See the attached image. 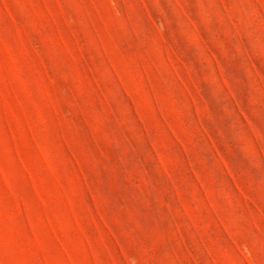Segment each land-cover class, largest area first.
<instances>
[{"label":"rangeland","instance_id":"rangeland-1","mask_svg":"<svg viewBox=\"0 0 264 264\" xmlns=\"http://www.w3.org/2000/svg\"><path fill=\"white\" fill-rule=\"evenodd\" d=\"M0 264H264V0H0Z\"/></svg>","mask_w":264,"mask_h":264}]
</instances>
